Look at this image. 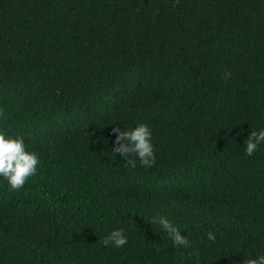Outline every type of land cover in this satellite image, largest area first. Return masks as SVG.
I'll return each mask as SVG.
<instances>
[{
    "label": "trees",
    "instance_id": "trees-1",
    "mask_svg": "<svg viewBox=\"0 0 264 264\" xmlns=\"http://www.w3.org/2000/svg\"><path fill=\"white\" fill-rule=\"evenodd\" d=\"M0 107L40 159L18 191L0 177V264L264 253V144L244 151L264 127V0H0ZM139 122L151 168L111 155L112 129ZM161 216L195 247L173 246ZM119 227L129 243L104 246Z\"/></svg>",
    "mask_w": 264,
    "mask_h": 264
},
{
    "label": "clouds",
    "instance_id": "clouds-1",
    "mask_svg": "<svg viewBox=\"0 0 264 264\" xmlns=\"http://www.w3.org/2000/svg\"><path fill=\"white\" fill-rule=\"evenodd\" d=\"M5 110L0 107V119L4 118ZM115 140L111 150L113 158L119 156L121 160L131 167H136L137 160L140 165L151 168L156 162V154L153 144V132L147 123L139 122L135 126L129 125L123 130L113 128ZM244 151L247 156H253L260 146L264 144V127L256 131H251L250 136L245 140ZM40 159L35 151H29L22 136H10L7 131L0 129V177L6 182L13 191H18L24 187L30 177L38 172ZM157 224L166 233L173 246L191 250L195 247L194 243L187 235H183L181 229L173 224L167 217H153L150 221ZM208 241L215 242L216 235L213 231L206 233ZM129 243L126 229L119 227L111 230L104 238V246L122 248ZM189 255H199L198 251ZM242 264H264V253L255 255H245Z\"/></svg>",
    "mask_w": 264,
    "mask_h": 264
}]
</instances>
